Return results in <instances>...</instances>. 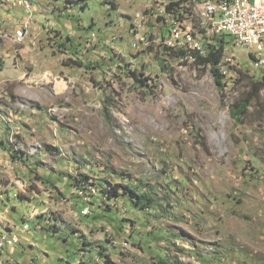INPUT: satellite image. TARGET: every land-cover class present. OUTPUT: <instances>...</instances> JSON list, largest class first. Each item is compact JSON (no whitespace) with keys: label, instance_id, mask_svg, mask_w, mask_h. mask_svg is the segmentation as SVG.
<instances>
[{"label":"rangeland","instance_id":"rangeland-1","mask_svg":"<svg viewBox=\"0 0 264 264\" xmlns=\"http://www.w3.org/2000/svg\"><path fill=\"white\" fill-rule=\"evenodd\" d=\"M31 3L24 36L0 0V264H264V88L232 117L264 68L232 45L221 91L148 0Z\"/></svg>","mask_w":264,"mask_h":264},{"label":"built area","instance_id":"built-area-1","mask_svg":"<svg viewBox=\"0 0 264 264\" xmlns=\"http://www.w3.org/2000/svg\"><path fill=\"white\" fill-rule=\"evenodd\" d=\"M20 6L29 13L27 20L23 21L16 31L24 35L31 28L33 18V5L31 0H18ZM148 8L151 15L157 18V22L167 28L168 35L174 39H179V46L187 58V44L184 41V32H174L176 21L168 20L170 11L178 10V0H148ZM203 10L206 21L210 17H218V24L215 25L217 37L226 33L230 35L232 44H249L256 47L255 55H248L256 69L264 68V0H206ZM161 26V27H162ZM216 42L203 41L207 51L211 49V44ZM188 59V58H187ZM222 72L224 69H220ZM15 244V236L5 234L0 238V250L6 246Z\"/></svg>","mask_w":264,"mask_h":264},{"label":"trees","instance_id":"trees-1","mask_svg":"<svg viewBox=\"0 0 264 264\" xmlns=\"http://www.w3.org/2000/svg\"><path fill=\"white\" fill-rule=\"evenodd\" d=\"M174 11H170L168 15L172 14V12ZM165 36H166V33L164 32L163 37ZM215 38H213L214 40L213 39L207 40L209 42H216V43L211 44V49L209 50L208 54L206 55L197 54L195 56L197 58L196 63L207 65L211 68L215 76V80L222 91L226 89L227 87V82L225 80L227 79V74L224 71L222 72L220 70L222 69L220 68V64H222L225 54L231 51L229 47H231L232 45L235 46V44H232L230 35L226 33L222 34L221 36L215 37ZM168 48L167 50L172 51V52L174 51L175 54L179 57L186 56L185 52H183V49H175L172 47H168ZM187 58L189 59L188 54H187ZM132 73L134 72L132 71ZM263 88H264V81L253 80V82L251 83L250 89H248V91H244L242 93L241 98L234 103L232 107V117L235 118L240 123L246 122L245 118H247V113L249 111V108L252 106L253 101L260 97V93L263 90ZM108 192L111 197H118L125 193V195H129L131 197V200L135 201L138 204V206H142V205L144 206L146 202L152 200L151 194L149 193L137 194L135 191H130V190L124 192V191H120L119 187L116 185L114 189H111ZM106 263L115 264L112 260H109V261L106 260ZM173 264H177V263H173Z\"/></svg>","mask_w":264,"mask_h":264},{"label":"bare ground","instance_id":"bare-ground-1","mask_svg":"<svg viewBox=\"0 0 264 264\" xmlns=\"http://www.w3.org/2000/svg\"><path fill=\"white\" fill-rule=\"evenodd\" d=\"M204 5H206V0H178V10L168 15L170 21L177 22L174 24V32H184V41L185 44H187V51L189 54H208L209 51H207V47L203 44V41L217 37V32H215L213 28L218 24V17H210L207 22L205 12L202 8ZM169 37V39H166L168 40L167 43L165 42L164 44L172 48L183 49L179 46V39H174L170 35ZM235 47L246 48L249 55L256 54L255 46H250L249 44H235ZM228 55H225L223 59V62L227 64L233 61L232 57H228ZM224 70V72L228 74V70ZM16 241L17 238H15V242Z\"/></svg>","mask_w":264,"mask_h":264},{"label":"crops","instance_id":"crops-1","mask_svg":"<svg viewBox=\"0 0 264 264\" xmlns=\"http://www.w3.org/2000/svg\"><path fill=\"white\" fill-rule=\"evenodd\" d=\"M2 8H3V4H0V9H2ZM3 9H4V8H3ZM1 11H3V10H1ZM1 13H2V12H1ZM0 16H1V15H0ZM5 18H6V17L3 16V18H1V20H0V22H3L2 20L5 19ZM7 18H8V17H7ZM7 18H6V19H7ZM6 19H5V20H6ZM8 22H10V20H8ZM8 22L4 23V26H7ZM1 203H2V202H1V199H0V204H1ZM1 234H2V233H1ZM8 235H10V234H8ZM10 236H12V235H10Z\"/></svg>","mask_w":264,"mask_h":264}]
</instances>
